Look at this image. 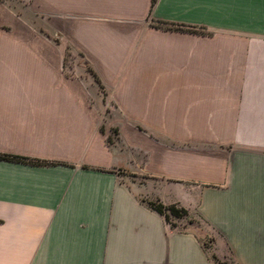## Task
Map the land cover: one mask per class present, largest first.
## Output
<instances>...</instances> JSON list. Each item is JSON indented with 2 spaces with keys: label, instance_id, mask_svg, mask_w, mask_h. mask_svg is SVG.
<instances>
[{
  "label": "crops",
  "instance_id": "1",
  "mask_svg": "<svg viewBox=\"0 0 264 264\" xmlns=\"http://www.w3.org/2000/svg\"><path fill=\"white\" fill-rule=\"evenodd\" d=\"M33 1L53 54L0 0V264H215L149 204L184 191L264 264V0Z\"/></svg>",
  "mask_w": 264,
  "mask_h": 264
},
{
  "label": "rangeland",
  "instance_id": "2",
  "mask_svg": "<svg viewBox=\"0 0 264 264\" xmlns=\"http://www.w3.org/2000/svg\"><path fill=\"white\" fill-rule=\"evenodd\" d=\"M47 17H49L47 14L40 13L35 6V3L33 0H30V22H29V36L32 40H38V39H44L46 41V44L44 45H38L33 44L31 45V53H46V54H53L55 53V45H54V38H57L59 36H56L54 31L52 29H47L45 26L48 25ZM59 48V47H58ZM63 51L66 53H72L70 50V47H62ZM177 194V192H173L172 196ZM182 194V201L185 202L184 204L186 207L193 206L194 201L191 195L184 191ZM170 223L180 226L181 228H186L189 230H193L197 232L199 235H201V238L203 240L204 246L207 248L211 258L213 259L215 264H239L237 260L234 258L231 252H227L222 256H218L214 250L213 245V236L208 234L206 231H210V226L207 224V222L197 213V212H190L189 217H182L177 218L174 216H171ZM213 255H216L214 258Z\"/></svg>",
  "mask_w": 264,
  "mask_h": 264
},
{
  "label": "trees",
  "instance_id": "3",
  "mask_svg": "<svg viewBox=\"0 0 264 264\" xmlns=\"http://www.w3.org/2000/svg\"><path fill=\"white\" fill-rule=\"evenodd\" d=\"M156 1L157 0H153V4H155ZM161 22L164 23L166 25V28L168 29L188 30V31H195V32L199 31L196 27L191 26V25H185V24H179V23H173V22H167V21H161ZM149 204L151 207H153L158 212L163 214L168 222H170L171 216L182 218V217H189L190 215V210L178 202L166 204L162 202L161 200L156 199V200H149ZM213 257L215 258L216 255H213Z\"/></svg>",
  "mask_w": 264,
  "mask_h": 264
}]
</instances>
